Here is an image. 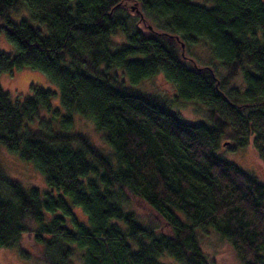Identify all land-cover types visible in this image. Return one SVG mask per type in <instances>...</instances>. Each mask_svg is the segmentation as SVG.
<instances>
[{
  "label": "trees",
  "instance_id": "obj_1",
  "mask_svg": "<svg viewBox=\"0 0 264 264\" xmlns=\"http://www.w3.org/2000/svg\"><path fill=\"white\" fill-rule=\"evenodd\" d=\"M20 10L46 32L9 18ZM0 30L14 48L0 74L29 68L54 86L14 102L0 86V145L49 189L0 170V248L29 259L27 234L42 264H74L75 251L82 264H213L197 237L211 229L239 264H264V184L218 154L250 143L264 164L263 0H0ZM118 33L126 43L111 44ZM198 43L216 65L198 63ZM119 70L132 85L161 75L207 122H185ZM236 76L242 89L227 86ZM74 115L103 132L114 163L71 132ZM139 203L161 226L138 221Z\"/></svg>",
  "mask_w": 264,
  "mask_h": 264
},
{
  "label": "rangeland",
  "instance_id": "obj_2",
  "mask_svg": "<svg viewBox=\"0 0 264 264\" xmlns=\"http://www.w3.org/2000/svg\"><path fill=\"white\" fill-rule=\"evenodd\" d=\"M264 1V0H263ZM9 18L12 21H18L20 19L29 20L27 13L20 10L18 13L11 12ZM29 23L40 29L42 32H46L42 25L29 20ZM141 26L145 28L147 23L142 21ZM111 44H124L126 43L125 37L118 33L110 37ZM0 51L7 54L13 55L14 48L12 44L6 39L3 31L0 30ZM190 51L199 58V64L203 62H211L216 65V62L211 58V54L208 47L198 43L197 46L190 48ZM221 68L218 71L222 74ZM224 72V70H223ZM115 74L118 76L119 81H122L125 86L133 88L137 91H141L147 94H154L163 99L164 101L170 100L169 110L180 116L182 120L189 123L195 122H207L205 116L202 113L204 106L202 104L193 101H184L179 99L178 101L173 100L175 89L172 84L168 83L163 79L161 75L151 77L149 79L142 80L137 85L129 84L127 78L122 75V72L116 71ZM42 86L44 88L54 89V86L48 81L46 76L39 72L29 68H23L15 70L11 73L0 74V86L9 95V98L14 102L20 100L23 96L29 94L30 85ZM227 86H235L240 89L243 88L242 79L240 76H236L227 83ZM58 94L53 97L51 101L52 107H58ZM62 113V109L60 108ZM41 112H43L41 110ZM34 124V125H33ZM32 130L36 129V124L33 123ZM71 132L78 133L86 137L96 150L102 154L108 156L111 162L114 163V158L111 155L112 151L106 144L103 132L95 129L93 123L87 119H83L78 115L73 117V127ZM219 155L225 159L235 163L245 172L253 175L260 183L264 184V164L257 156L252 145L249 143L242 148L234 150H228L226 146L220 147ZM0 170L3 175L8 179L17 182L22 188H37L41 193L49 191L42 174L35 169V167L28 162L21 161L15 154L8 153L4 147L0 145ZM132 204V203H131ZM136 214L138 221L143 225H149L152 227L161 226V220L152 214V212L140 203L138 206L129 205ZM143 207V208H142ZM74 211L77 213L79 220H84L83 215L80 211ZM181 219L183 217L178 215ZM84 222V221H83ZM200 248L207 256L209 261L213 264H239L237 258L227 241L220 238L213 230L207 229L205 231L197 232ZM20 246L23 249H27L31 255L29 259L20 257L16 249H4L0 248V264H42L40 252L38 249L33 250L29 235L24 234L20 238ZM74 264H82L80 258V252L75 251L72 257ZM161 261V259H160ZM168 264H177L173 260L167 258L165 260Z\"/></svg>",
  "mask_w": 264,
  "mask_h": 264
},
{
  "label": "water",
  "instance_id": "obj_3",
  "mask_svg": "<svg viewBox=\"0 0 264 264\" xmlns=\"http://www.w3.org/2000/svg\"><path fill=\"white\" fill-rule=\"evenodd\" d=\"M141 17V16H140ZM151 27L149 26V29H150ZM181 47L183 48V44H181Z\"/></svg>",
  "mask_w": 264,
  "mask_h": 264
}]
</instances>
